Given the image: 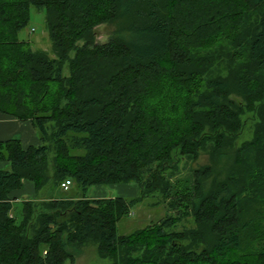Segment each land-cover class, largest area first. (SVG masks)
<instances>
[{
    "label": "trees",
    "instance_id": "obj_1",
    "mask_svg": "<svg viewBox=\"0 0 264 264\" xmlns=\"http://www.w3.org/2000/svg\"><path fill=\"white\" fill-rule=\"evenodd\" d=\"M32 8L51 53L19 38ZM0 112L42 142H0V264H74L90 243L111 264H264V0H0ZM25 181L37 200L14 205ZM67 181L81 196H55ZM118 184L140 196L87 197ZM148 200L165 216L121 235Z\"/></svg>",
    "mask_w": 264,
    "mask_h": 264
},
{
    "label": "rangeland",
    "instance_id": "obj_2",
    "mask_svg": "<svg viewBox=\"0 0 264 264\" xmlns=\"http://www.w3.org/2000/svg\"><path fill=\"white\" fill-rule=\"evenodd\" d=\"M114 25H102L96 28L97 36L96 40L97 43L103 44L107 42L110 38V32L114 30ZM19 38L22 41H27L33 44L34 49H40L46 52L51 53L52 51V42L49 37V32L46 25V14L42 11H37L36 9H31V17L28 27L23 30L19 34ZM67 67V66H66ZM68 69V68H67ZM65 74H68L67 70ZM243 129L239 136V139L237 141V145L242 144L245 141L251 140L253 138L254 128L256 125V122L258 121V117L256 113H246L241 118ZM208 156L203 154L202 158L199 162L193 163V166H198L199 164L204 163L207 160ZM191 163L183 160L182 161V173L179 174L175 178H179L181 176H184L189 172ZM183 168H185L183 170ZM191 170V169H190ZM123 185V184H122ZM136 185V184H135ZM94 187L91 188L89 192V196L93 195V191H95ZM102 190H112L113 188H110L108 186H104L102 188H97ZM110 190V191H111ZM50 191V190H49ZM49 191L47 189H44L42 191L41 197H49ZM59 191V190H58ZM55 192L62 196H68V197H79L81 195L77 194L78 187L76 184H73L70 186L68 192ZM113 194L114 191H111ZM115 197L119 196V194L116 192L114 193ZM113 195V196H114ZM127 199H132L140 196V192L136 197H130L129 195H126ZM152 200H148V202H144L141 205L135 206L131 212V215L129 217L124 218L118 225V230L121 235H128L138 229H142L143 227L152 224L153 222H157L161 218L165 216V209L163 205L154 206ZM68 264H71L70 262ZM74 264H111L109 260L102 259L99 257L97 246L90 243L86 246H84L81 249L77 250V256L75 259Z\"/></svg>",
    "mask_w": 264,
    "mask_h": 264
},
{
    "label": "crops",
    "instance_id": "obj_3",
    "mask_svg": "<svg viewBox=\"0 0 264 264\" xmlns=\"http://www.w3.org/2000/svg\"><path fill=\"white\" fill-rule=\"evenodd\" d=\"M8 140H19L24 149H27L31 146H40L42 144L39 132L35 129L33 124L30 121H20L14 117H10L0 112V142H5ZM10 163L7 161L0 162V169H8ZM104 186H94L95 191L93 195L89 196V189L87 197L90 199H108L116 198L114 193H118L117 197H136L139 194V187L135 184H118L108 186L113 188L111 191H114L112 194L110 190H102L97 188H102ZM68 192V190H60L63 193ZM57 192V191H56ZM59 192V191H58ZM114 195V196H113ZM55 196L59 198L61 195L55 193ZM37 192L35 185L32 182L25 181L23 188L15 191L11 198L13 199L14 205H20L23 201H33L37 200ZM62 198H69L68 196H62ZM21 208V207H19Z\"/></svg>",
    "mask_w": 264,
    "mask_h": 264
},
{
    "label": "built area",
    "instance_id": "obj_4",
    "mask_svg": "<svg viewBox=\"0 0 264 264\" xmlns=\"http://www.w3.org/2000/svg\"><path fill=\"white\" fill-rule=\"evenodd\" d=\"M71 185H72V183L70 181H67L64 184H62V188L67 191V190H69Z\"/></svg>",
    "mask_w": 264,
    "mask_h": 264
}]
</instances>
